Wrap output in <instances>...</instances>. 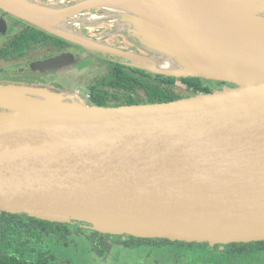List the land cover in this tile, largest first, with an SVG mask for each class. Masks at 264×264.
<instances>
[{"label": "water", "instance_id": "water-1", "mask_svg": "<svg viewBox=\"0 0 264 264\" xmlns=\"http://www.w3.org/2000/svg\"><path fill=\"white\" fill-rule=\"evenodd\" d=\"M69 1L0 0V11L112 62L235 87L105 108L0 84V214L173 242H264V0ZM94 9L109 16L79 19ZM63 20L78 40L43 26ZM97 21L147 54L78 31ZM73 58L1 72H52Z\"/></svg>", "mask_w": 264, "mask_h": 264}, {"label": "trees", "instance_id": "trees-1", "mask_svg": "<svg viewBox=\"0 0 264 264\" xmlns=\"http://www.w3.org/2000/svg\"><path fill=\"white\" fill-rule=\"evenodd\" d=\"M17 22L24 24L25 29L0 48V62L8 63L24 55L29 46L38 45L40 39L55 41L58 45L51 49L54 52L68 45L56 36L22 21ZM92 59L97 58L87 55L83 64L89 66ZM106 64L107 68L100 69L102 75L95 82L86 84L89 105L109 108L167 103L211 92L209 82L202 78H176L152 74L118 62ZM4 78L8 79V76L0 75V80ZM73 222L57 223L30 215L0 214V264H60L59 255H66V251L75 247V237L81 235L73 230ZM98 235L94 234L89 240L94 250L104 254L110 237L98 238ZM122 241L126 254L143 252L153 258L144 264H264V242L211 246L208 243L132 236Z\"/></svg>", "mask_w": 264, "mask_h": 264}, {"label": "flooded vegetation", "instance_id": "flooded-vegetation-1", "mask_svg": "<svg viewBox=\"0 0 264 264\" xmlns=\"http://www.w3.org/2000/svg\"><path fill=\"white\" fill-rule=\"evenodd\" d=\"M51 2H71L69 0H47ZM0 18H3L4 21L6 22L7 29L5 32L0 33V48L5 45L9 40H13L17 35L22 34L23 30L25 29L24 24L17 22L18 20L5 15L2 11H0ZM41 41L39 42L38 45L31 44L29 46L28 50L25 51V54L19 57H16L15 59L10 60L8 63L0 62L2 64V67L0 68V75L2 76H8V79H1L0 84L2 85H20V86H25V87H35V88H46L50 91L56 92V93H62V92H75L77 94H80L81 96L84 97V95L81 93L80 90H73V86H71L75 82H79V80L82 78H78L77 80L73 79V69L76 68H81L80 65H82L85 62V59L87 58V55H92L93 57L97 59H92L91 64L89 66H98L99 59L101 57L99 55H94L90 52L85 51L83 48H81L78 45L68 43L64 47V49L60 50L59 52L52 51L54 45L56 44L55 41L50 40L47 42L46 40L40 39ZM49 43V46L47 45ZM68 53L74 56L73 61L71 63L66 64L62 66L61 68L55 70V71H48V72H39V73H34V72H26V73H13V72H7L3 73L1 70L3 69H9V68H14V67H19L22 65H27L31 64L34 62L38 61H44L46 59L56 57L58 55ZM89 60V59H88ZM91 60V59H90ZM106 62H112L113 59L111 58H105L101 59ZM90 62V61H89ZM89 66H86L90 68ZM81 69H85L81 68ZM99 70V69H98ZM93 72V71H91ZM86 82H84L85 84ZM210 91H215V90H222L225 87H235L234 85L230 84H208ZM89 98V96H88ZM88 100V99H87ZM73 230L75 232H78L81 235H76L80 237H84L85 240L89 243L90 249L93 252V254L97 257L101 258H106L111 254V248H116V247H121L122 250H126V246L124 242L122 241L124 239L127 240L130 237L126 236H116V234L111 233V232H106V233H101L99 231H92V233L88 234L86 232V229L83 227V223H78V222H73ZM99 233L98 238L102 236H108L110 237L106 250L104 254H99L98 251L94 250L91 241L89 238H91L94 234ZM121 238V239H120ZM77 246L75 242V247ZM74 249V247H71L70 249ZM69 249V250H70ZM66 256V255H64ZM60 256L59 255V261H60Z\"/></svg>", "mask_w": 264, "mask_h": 264}, {"label": "rangeland", "instance_id": "rangeland-1", "mask_svg": "<svg viewBox=\"0 0 264 264\" xmlns=\"http://www.w3.org/2000/svg\"><path fill=\"white\" fill-rule=\"evenodd\" d=\"M39 2L48 3L47 0H38ZM78 0H75L76 2ZM103 16H109L103 11V9H94L92 11L86 12L79 17V19H89V18H100ZM78 31L86 36L93 39H103V41L115 48H123L124 50H135L141 54H147L140 45L136 44L127 33L122 32L117 28L115 22H102L97 21L93 25H81ZM104 59V58H101ZM99 59L98 66L86 67L85 64L80 65L81 68L73 69V79H80L79 82L73 83V90H80L84 95L85 99H88L89 88L86 84L89 82H95L101 74V68H107L106 61ZM99 69V70H98ZM93 71V72H91ZM207 80V79H204ZM210 85L216 84L217 81L207 80ZM84 82H86L84 84ZM220 83V82H219ZM76 222V221H75ZM82 223V222H78ZM83 227L86 229L88 234L92 231H97V227L91 224L83 223ZM108 232V231H106ZM105 232V233H106ZM109 233V232H108ZM118 236V234H116ZM130 237V235H121ZM75 242L77 244L74 249L66 251V256L60 257V264H144L147 259L152 261V257L148 253L134 252L126 254L121 247L111 248V254L106 258L97 257L93 254L90 249L89 243L84 237L76 236ZM152 258V259H151ZM154 262V261H153Z\"/></svg>", "mask_w": 264, "mask_h": 264}, {"label": "bare ground", "instance_id": "bare-ground-1", "mask_svg": "<svg viewBox=\"0 0 264 264\" xmlns=\"http://www.w3.org/2000/svg\"><path fill=\"white\" fill-rule=\"evenodd\" d=\"M190 1H199V0H190ZM138 3H143V0H137ZM33 7H37L35 9L41 10V11H48L50 9L52 10H58V7H53V8H46V7H38V6H33ZM96 18H91V19H87L86 22H92L94 21ZM72 22V21H71ZM69 23V21L63 20V21H55L52 23H46L43 24V26H45L47 29L54 31L56 33H59L61 35H64L66 37H69L73 40H78L79 38L77 37L76 34L72 35L70 30H68L67 28V24ZM73 23L79 24L77 21L73 20Z\"/></svg>", "mask_w": 264, "mask_h": 264}]
</instances>
